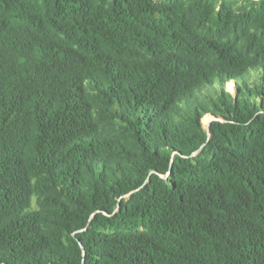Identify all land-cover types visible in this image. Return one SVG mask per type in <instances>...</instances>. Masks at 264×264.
Listing matches in <instances>:
<instances>
[{"label":"trees","instance_id":"16d2710c","mask_svg":"<svg viewBox=\"0 0 264 264\" xmlns=\"http://www.w3.org/2000/svg\"><path fill=\"white\" fill-rule=\"evenodd\" d=\"M243 18L0 0V264H264V21Z\"/></svg>","mask_w":264,"mask_h":264},{"label":"rangeland","instance_id":"374dc122","mask_svg":"<svg viewBox=\"0 0 264 264\" xmlns=\"http://www.w3.org/2000/svg\"><path fill=\"white\" fill-rule=\"evenodd\" d=\"M211 6L220 9L221 7H225L229 9L236 18L244 17V20H239L242 22L239 26L241 28H245L246 30H251L256 26V21L263 20L264 21V4L252 3L249 0H205ZM242 36V33H240ZM232 84L229 85V89H231ZM204 125L207 123L205 119H203Z\"/></svg>","mask_w":264,"mask_h":264}]
</instances>
